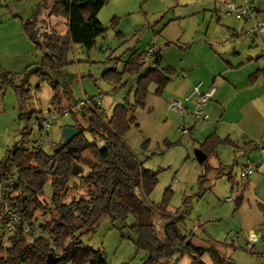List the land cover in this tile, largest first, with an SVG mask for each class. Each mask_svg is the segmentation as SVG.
I'll return each instance as SVG.
<instances>
[{"label": "trees", "instance_id": "obj_1", "mask_svg": "<svg viewBox=\"0 0 264 264\" xmlns=\"http://www.w3.org/2000/svg\"><path fill=\"white\" fill-rule=\"evenodd\" d=\"M106 1L51 0L47 17H62L66 28L63 33L56 29V23L40 26L36 9L31 18L21 20V25L40 52L38 63L26 68L19 83L15 82V73L0 66V89L5 85L13 88L19 119L28 121L40 114L41 109L28 103L31 90L27 78L34 74L51 87L49 106L55 110L69 109L73 122L63 126L78 129L71 139L62 142L61 138L46 151L33 147L32 138L29 139L32 127L24 124L19 130L20 138L0 157V179L13 178L5 194L13 206L21 209L23 221L28 225V231L19 225L11 233H0V264H47L49 254L55 259L51 264H108L100 248L80 240L83 234L93 231L104 216L119 229L121 236L125 235L124 230L133 234L136 248L145 251L139 264H168L175 254L179 257L187 255L188 264H207L203 260L204 254L210 255L211 264H234L232 258L226 259L210 240L205 245L196 244L193 241L196 233L192 230L186 233L180 228L188 209L183 205L174 211L168 210L169 187L160 201H147L157 182L159 169L146 167L144 160L138 159L123 139L124 133L135 122L128 113L144 106L150 85L155 86V94L161 95L177 73L171 65L163 64L160 49L154 48L152 61L146 64L139 61L141 52L131 50L120 70L112 67L102 72V78L113 87L127 83V79L123 80L124 74L134 80L127 94L114 103L108 114L105 111L98 114L94 110L79 114L65 88L49 76L50 70L67 65L72 44H80L87 50L95 45L96 38L105 30L97 13ZM259 75H264V67L253 71L249 80ZM99 141L102 146H98ZM178 142L179 139H165L163 143L169 146ZM220 143L235 144L226 137L220 138L214 131L200 142L199 148L206 156L200 162L203 170L197 182L200 185L207 182L213 170L214 176L225 175L230 190L235 191V212L243 199L244 182L235 181L231 175L232 164L213 167L207 163V157L215 155V148ZM147 144L146 139L141 147L145 150ZM83 166H86L84 172ZM47 181L50 194L49 200L45 201L41 194ZM256 206L260 211L264 210L262 203ZM153 212L164 220L161 235L155 230ZM128 215L133 217L129 224L126 223ZM39 216L41 220H38Z\"/></svg>", "mask_w": 264, "mask_h": 264}, {"label": "rangeland", "instance_id": "obj_2", "mask_svg": "<svg viewBox=\"0 0 264 264\" xmlns=\"http://www.w3.org/2000/svg\"><path fill=\"white\" fill-rule=\"evenodd\" d=\"M257 1L261 2V0ZM50 2L51 0H5L0 5V10L7 11L9 16L21 13L28 19L37 9V23L40 26L48 25V22L54 24L60 20L56 25L58 31L63 33L65 28L63 18L54 15L47 17ZM214 2V0H107L97 13L105 30L96 38L95 45L87 50L80 44H72L67 54L69 61L67 65L50 70L49 76L65 88L73 102L85 95H99L101 108L108 114L112 103L120 101L127 94L134 80L128 74H124L123 80L127 79V83L121 87H113L102 78V72L112 67L120 70L123 60L133 49H142L144 46L159 48L163 62L173 66L179 73V76L173 77L169 82L168 87L173 88L186 84V78L180 76L182 70H185L188 75L204 73L207 68L203 63L197 67L202 59L209 66L211 63L219 66L220 62L222 63L219 56H227L235 47H239L241 52L252 48L258 51L259 48L256 46L250 48L248 34L240 29L242 21L233 17L220 16L219 11H215ZM221 8L222 6L219 10ZM260 15L264 16V11L260 12ZM165 24L161 34L155 32L160 31ZM228 25L235 26L236 32L239 33L238 37L228 38ZM244 28L246 29V24ZM231 32L233 30L229 31ZM232 40H237L235 45ZM4 41L11 50L17 49L15 39L9 37ZM34 49L33 63L12 64L7 67L8 69L2 67L15 73L16 83L21 82L27 67L31 68L38 63L40 52L35 46ZM12 53H14L10 54L12 56L18 54V52ZM261 59L264 60V57L262 56ZM208 60L211 61L208 62ZM27 79L31 90V99L28 103L36 109L47 111L48 107H51L49 106L51 87L45 81H39L34 74H29ZM0 98L3 104L0 107V157H2L6 150L20 138V128L24 124L30 125L31 119L24 121L18 118L17 98L10 85L0 89ZM128 98L131 99V94ZM167 119L174 120L170 114ZM72 122L73 118L69 111L61 119L54 121L49 129L50 140L52 142L61 140V127ZM33 134L34 129L29 139ZM86 136L90 138L88 134ZM148 136L150 141L144 150L141 143L148 140ZM123 139L137 154L138 159L144 160L146 167L159 169L157 182L147 201L153 203L160 201L163 192L169 187L167 208L174 211L186 205L188 214L179 226L186 233L190 230L196 233L193 240L196 244L205 245L207 240H210L226 259L232 258L234 264H264V223L260 225L262 238L252 249H246L244 242L246 230L238 227L237 220L233 216L235 191L230 190L227 177L214 176L213 170L209 173L207 182L202 185L197 182L203 170V164L197 161L194 152L199 148L203 133L196 134L194 137L175 130L168 140L179 139V142L165 146L163 143L165 139L159 132L153 130L152 126L141 130L130 126L124 133ZM49 142L44 143L43 149L46 151L50 149ZM97 144L102 146L103 143L99 141ZM220 152L221 161L227 165L232 164L231 175L237 183L241 184L239 167L235 164L240 155L234 147L229 145H224ZM207 163L214 167L218 163L217 158L210 155L207 157ZM85 170L86 166H83L82 171ZM49 194L50 183L47 181L41 197L48 201ZM227 196H230L232 200H226ZM151 217L156 232L161 235L164 220L155 212L151 214ZM38 220H41L40 216ZM130 222H133L132 215H128L126 219V223ZM115 223L119 225L120 222ZM254 228L255 231L258 229V227ZM124 232L125 235L121 236L119 229L112 226L110 219L104 216L94 230L83 234L80 240L93 248L101 247L108 264H137L145 251L136 248L134 236L129 230ZM203 260L207 264L212 262L209 254H204ZM168 264H188V256L179 257L175 254Z\"/></svg>", "mask_w": 264, "mask_h": 264}, {"label": "crops", "instance_id": "obj_3", "mask_svg": "<svg viewBox=\"0 0 264 264\" xmlns=\"http://www.w3.org/2000/svg\"><path fill=\"white\" fill-rule=\"evenodd\" d=\"M214 1L215 11H219L226 0ZM259 7L260 9L262 8L261 12L264 11L263 0L259 3ZM24 19H27V17L25 18L21 13L9 16L7 11L0 10V66L5 69H8L7 67L12 64L25 63L27 65L35 61L34 44L22 30L21 20ZM241 23L240 29L243 31L245 30V23ZM165 26L166 24L160 31L157 30L155 32L161 34ZM56 29L58 30V27ZM232 30L233 32L229 33ZM227 36L230 39L239 36L234 25L227 26ZM9 37L16 40V50H11L6 45V41L4 40H7ZM249 40L250 48L256 46L250 38ZM236 41L232 40L233 45H235ZM150 42L153 43L152 41ZM148 47L144 46L142 49H136L142 53ZM12 52H18V54L12 56L10 55L14 54ZM219 57L222 60L219 66H216L215 63V65L211 63L209 66L204 63L203 59L200 60L197 67L203 63L204 67L207 68L204 73L200 72L199 74L188 75L185 70H182L180 76L186 78V84L175 85V88L168 87L172 78L163 89L161 95L155 94V86L150 85L152 88L149 87V91L145 96L144 106L128 113V117L135 119L134 123L136 124H131L132 127L141 130L152 126V129L159 132L161 137L163 136V139L166 140L172 135V132L177 131L176 127L181 122L186 123L190 127L189 130H191L188 133L190 136L195 137L196 134L200 135L203 133L204 139L207 134L214 131L220 138H228L235 144L220 143L216 146V153L213 156L217 158L218 163L215 166L227 165L221 161L220 156V149L224 148V145L234 147L238 155H240L239 160L235 161L239 170L246 159L255 163L254 170L245 181H242L244 182L243 199L238 210L233 213L238 227L246 230L244 242L246 249L250 250L262 238L260 225L264 223V210L260 211L256 206L257 203L264 205V162L260 160L258 155L259 143L264 146V75H259L252 81L249 80V75L253 71L263 68L264 60L261 59L260 49L257 51L254 48L241 52L239 47H235L227 56ZM163 64L167 65L164 62ZM176 72L175 76H179L177 69ZM197 82H200L201 91H204L209 86H213L214 91L204 106V110L208 115L207 119L202 123L194 124L190 111L196 99L195 95L186 101L183 100L185 108L180 114L169 110L168 104L173 98L183 99ZM114 103L116 102H113L112 106ZM2 105L0 98V107ZM169 114L174 120L167 119ZM148 141H150L149 136ZM254 227H258V229L255 231ZM248 232L254 233V241L247 239ZM144 257L145 254L142 255L141 260Z\"/></svg>", "mask_w": 264, "mask_h": 264}, {"label": "built area", "instance_id": "obj_4", "mask_svg": "<svg viewBox=\"0 0 264 264\" xmlns=\"http://www.w3.org/2000/svg\"><path fill=\"white\" fill-rule=\"evenodd\" d=\"M4 2L5 0H0V5ZM260 12L261 9L257 0H226L218 13L222 17H233L244 22L246 24L245 32L248 34L251 41L259 47L260 53L264 57V16H261ZM154 48V46H149L143 51L139 61L143 64L152 61ZM213 91V86H209L204 91H201L200 82H197L191 87L190 91L183 97V99H171L168 104V109L177 114L182 113L185 108L183 100L186 101L195 95L196 99L190 112L194 124L202 123L208 117L204 110V106L212 96ZM74 108L78 110L79 114H89L90 110H94L98 114L105 111L101 108L99 95H85L82 98L77 99L74 101ZM68 111L69 109L67 107L62 110H55L48 107L47 111L41 110L40 114L31 118L30 125L32 129H34V134L32 136L33 147L36 149L43 148L46 141H50V145L53 143L50 140L51 136L49 129L54 121L61 119ZM189 128L190 127L183 122L179 123L176 127L177 131L181 134L188 133ZM258 155L260 160L264 162V146L260 145V143L258 147ZM254 168L255 163L246 159L239 170V177L241 180H246ZM12 183V176L6 179H0V233H11L19 225H23V229L28 231V225L23 221L24 216L21 213V209L18 206H13L5 194V189L8 186H11ZM226 200L230 201L232 199L229 196ZM247 239L249 241H254V233L248 232Z\"/></svg>", "mask_w": 264, "mask_h": 264}, {"label": "water", "instance_id": "obj_5", "mask_svg": "<svg viewBox=\"0 0 264 264\" xmlns=\"http://www.w3.org/2000/svg\"><path fill=\"white\" fill-rule=\"evenodd\" d=\"M77 132H78V129H76L75 127L68 126V125L62 126L61 127L62 142L68 141ZM194 155L198 162H201L206 156V154L200 148L195 150ZM54 260L55 259L51 256V254H49L46 258L47 264L53 263Z\"/></svg>", "mask_w": 264, "mask_h": 264}]
</instances>
